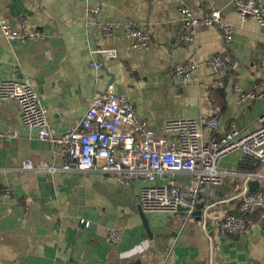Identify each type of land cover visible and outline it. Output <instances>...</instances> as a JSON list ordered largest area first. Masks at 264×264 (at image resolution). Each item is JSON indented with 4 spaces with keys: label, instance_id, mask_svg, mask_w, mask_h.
Segmentation results:
<instances>
[{
    "label": "crops",
    "instance_id": "1",
    "mask_svg": "<svg viewBox=\"0 0 264 264\" xmlns=\"http://www.w3.org/2000/svg\"><path fill=\"white\" fill-rule=\"evenodd\" d=\"M231 1L0 0V20L11 29L42 34L38 41L22 43L6 40L0 30V83L28 81L55 136L77 128L93 97L111 86L154 131L164 121L215 115L217 136L232 129L249 134L264 113L263 98L246 96L263 88L264 28L253 19L241 21ZM181 7L199 16L220 11L232 30L229 42L212 27L199 28L193 41H183ZM95 8L98 23L141 25L152 44L135 48L121 30L103 37L95 18L87 16ZM105 50H114L116 59L95 53ZM213 55L226 63L219 89L211 87L215 79L206 63ZM92 61L103 67L90 68ZM178 64L196 68L187 80L175 79L171 69ZM17 121V104L0 103V264H264V221L259 216L247 217L243 236L221 237L216 231L225 215L238 214L240 176L224 178L221 191H201L200 201L206 203L201 219L145 214L147 232L138 211V182L126 184L98 172L22 170L26 160L61 168L64 154L39 140L35 129L19 128ZM12 133L18 136L6 137ZM209 134L203 131L204 137ZM219 169L245 172L241 153L224 157ZM254 171L264 173V166ZM253 181L258 182L253 192L264 190L263 181ZM189 182L187 176L179 177L180 186ZM108 229L117 230L118 243L106 241ZM211 242L217 246L214 252Z\"/></svg>",
    "mask_w": 264,
    "mask_h": 264
},
{
    "label": "built area",
    "instance_id": "2",
    "mask_svg": "<svg viewBox=\"0 0 264 264\" xmlns=\"http://www.w3.org/2000/svg\"><path fill=\"white\" fill-rule=\"evenodd\" d=\"M231 6L241 21L253 19L264 28L263 0H232ZM179 33L185 42L193 41L199 28H216L226 43L232 32L220 11L212 10L206 16L184 7L179 8ZM99 9L88 12V17L95 18V25L100 34L111 37L116 30H121L124 40L138 49L148 48L152 37L141 25L97 21ZM2 36L9 41L27 43L42 39L37 31H16L6 21L0 20ZM105 60H114V50L95 51ZM214 81L213 89L223 87L221 80L225 61L219 55L207 60ZM89 67L99 70L103 63L92 61ZM195 64H178L171 69L175 79L187 80ZM262 90L249 93V98L264 99V74ZM235 91L242 92L235 88ZM245 94H241L244 97ZM15 102L18 106L19 128L35 129L37 138L61 149L64 162L61 168L49 163L36 166L26 160L21 169L40 170L50 174L57 172H98L122 179L126 184L140 183L138 204L144 214H169L178 218L193 216L195 207L200 202V193L211 185H220L224 178L240 176L241 192L238 214L225 215L217 225L221 237L243 236L248 232L246 217L259 214V221L264 220V190L247 193L246 184L258 180L264 182V173L254 170L264 166V113L258 119V128L249 134L230 130L217 136L218 120L215 115L209 118L177 119L164 121L158 131L152 130L146 121L140 118L129 100L115 87L111 86L104 94L93 97L88 110L80 119L79 126L62 135L52 134L47 120V110L41 104L36 92L28 81L7 80L0 83V103ZM210 134L204 137L203 131ZM12 133L6 137H17ZM241 153L243 173H226L219 169V162L233 152ZM187 176L189 186L182 187L179 177ZM81 224L88 226L85 221ZM108 243H118L120 235L115 229H108ZM217 249L211 242V250Z\"/></svg>",
    "mask_w": 264,
    "mask_h": 264
},
{
    "label": "water",
    "instance_id": "3",
    "mask_svg": "<svg viewBox=\"0 0 264 264\" xmlns=\"http://www.w3.org/2000/svg\"><path fill=\"white\" fill-rule=\"evenodd\" d=\"M225 184L222 183L220 185H211L207 188L204 189V193L210 194L212 192H218L221 191L224 188ZM258 188V182L257 181H252L249 183V189H248V194H251L254 190ZM206 207V203L203 201H200L197 206L195 207V211L193 215H195L198 219H201L202 212ZM138 211L140 214V217L142 219L143 226L145 227L146 231L148 232V222L146 220L145 214L143 213L142 209L140 206L138 207Z\"/></svg>",
    "mask_w": 264,
    "mask_h": 264
},
{
    "label": "trees",
    "instance_id": "4",
    "mask_svg": "<svg viewBox=\"0 0 264 264\" xmlns=\"http://www.w3.org/2000/svg\"><path fill=\"white\" fill-rule=\"evenodd\" d=\"M258 216H259V214L258 213H256L255 215H254V218H258ZM253 217V216H252ZM246 221H247V223H248V220H247V217H246ZM262 221H264V220H262Z\"/></svg>",
    "mask_w": 264,
    "mask_h": 264
}]
</instances>
